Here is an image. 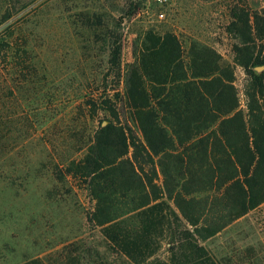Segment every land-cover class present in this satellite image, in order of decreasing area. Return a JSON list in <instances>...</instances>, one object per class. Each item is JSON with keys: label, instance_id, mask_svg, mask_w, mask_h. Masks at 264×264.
Listing matches in <instances>:
<instances>
[{"label": "trees", "instance_id": "obj_1", "mask_svg": "<svg viewBox=\"0 0 264 264\" xmlns=\"http://www.w3.org/2000/svg\"><path fill=\"white\" fill-rule=\"evenodd\" d=\"M230 17L227 30L240 43L234 52L248 77L246 117L237 110L232 68L214 50L196 45L189 67L175 37L152 32L126 70L124 94H90L75 108L84 121L98 112L105 118L80 142V156L54 170L87 186L93 207L86 223L133 264H218L199 242L264 203V45L257 53L251 45L264 40V11L234 7ZM11 41L0 33V72L7 59L27 56ZM117 41L109 63L119 85Z\"/></svg>", "mask_w": 264, "mask_h": 264}, {"label": "rangeland", "instance_id": "obj_2", "mask_svg": "<svg viewBox=\"0 0 264 264\" xmlns=\"http://www.w3.org/2000/svg\"><path fill=\"white\" fill-rule=\"evenodd\" d=\"M234 7L264 11V0H172L162 20L148 0H0V22L8 16L0 33L27 51L1 64L0 264H133L110 247L100 227L86 223L93 207L87 186L54 170L80 156V142L105 118L98 112L84 121L75 108L90 94H124L126 70L150 46L145 39L152 32L175 37L189 67L196 45L214 50L232 68L237 110L246 117L248 77L234 52L240 43L227 30ZM115 41L119 85L109 63ZM251 45L257 53L264 40ZM162 180L158 172L159 186ZM199 244L218 264H264V203Z\"/></svg>", "mask_w": 264, "mask_h": 264}, {"label": "built area", "instance_id": "obj_3", "mask_svg": "<svg viewBox=\"0 0 264 264\" xmlns=\"http://www.w3.org/2000/svg\"><path fill=\"white\" fill-rule=\"evenodd\" d=\"M155 6H157V10L155 11L154 15L158 20H162L165 16L164 12L162 11V8L165 6H168L172 0H148Z\"/></svg>", "mask_w": 264, "mask_h": 264}]
</instances>
